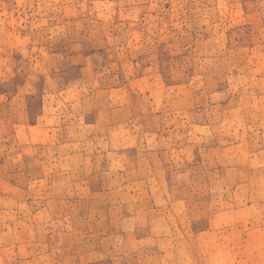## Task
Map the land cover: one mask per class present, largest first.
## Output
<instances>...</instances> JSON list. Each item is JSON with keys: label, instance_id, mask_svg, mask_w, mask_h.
Segmentation results:
<instances>
[{"label": "rangeland", "instance_id": "obj_1", "mask_svg": "<svg viewBox=\"0 0 264 264\" xmlns=\"http://www.w3.org/2000/svg\"><path fill=\"white\" fill-rule=\"evenodd\" d=\"M0 264H264V0H0Z\"/></svg>", "mask_w": 264, "mask_h": 264}]
</instances>
